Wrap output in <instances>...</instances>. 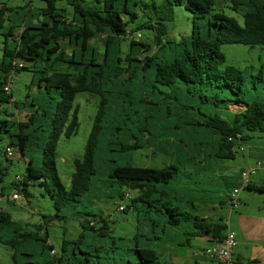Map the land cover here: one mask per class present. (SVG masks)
Instances as JSON below:
<instances>
[{
    "label": "trees",
    "instance_id": "1",
    "mask_svg": "<svg viewBox=\"0 0 264 264\" xmlns=\"http://www.w3.org/2000/svg\"><path fill=\"white\" fill-rule=\"evenodd\" d=\"M40 1L42 6L37 8L0 4V36L4 38L0 143L7 141L4 149L0 146V184L9 170L1 157L4 154L11 161L6 149L12 147L27 160L21 188L15 185L14 190L26 194V186L34 185L50 194L59 213L49 216L50 222L67 219L61 215L64 209L70 212L80 205L81 211L69 215L80 219L84 228L77 240H63L58 251L47 240V228L44 234L39 233L41 226L27 230L0 209V244L14 251V264H161L160 254L146 245L150 241L144 229L139 228V235L132 239L112 237L107 219L85 207L87 201L125 200L126 190L137 195L129 199L124 212L135 213L139 226H148L156 237L168 229L186 231L189 220L196 234L221 242L227 229L223 219L210 224L183 213L165 192L182 174L179 162L173 160L161 169L109 167L105 153L125 156L150 147L164 134L205 128L220 136L221 158L230 159L240 142L264 133V63L258 74H253V67L221 68L224 45L264 47V0H162L160 4L93 0L90 5L83 0ZM178 6L193 15V29L190 36L176 41L168 36V22ZM224 8L242 21L227 15ZM142 30L153 32L154 38L150 42L126 38ZM126 41L128 53L123 52ZM63 42L78 49L69 53ZM22 71L33 73L31 85L42 90L28 104L12 102L13 92L5 90L9 77ZM80 92L101 100L84 154L74 159L75 171L67 186L56 168L57 146L62 136L78 133L77 112L72 117V111ZM229 104L245 108L224 114ZM24 109L29 111L28 119L15 120L14 110ZM155 119L165 121L161 135L151 129ZM0 196H4L3 188Z\"/></svg>",
    "mask_w": 264,
    "mask_h": 264
},
{
    "label": "rangeland",
    "instance_id": "2",
    "mask_svg": "<svg viewBox=\"0 0 264 264\" xmlns=\"http://www.w3.org/2000/svg\"><path fill=\"white\" fill-rule=\"evenodd\" d=\"M92 1L93 0H83L84 5H90ZM155 1L157 4H160L162 0ZM0 4H6L10 7L23 6L26 4H28L29 7L32 6L35 8L42 6L40 0H0ZM0 7L2 6L0 5ZM224 12L229 16L237 18L240 22L242 21L241 16L233 12L230 8H224ZM172 17L173 18L168 22V25L170 26L168 34L169 38L178 41L181 38L188 37L192 34L193 15L187 11L185 7H174ZM18 33H20V31H18ZM135 34L136 35L133 39L136 41L140 40L150 42L151 39L154 38V33L149 30H142ZM138 34H140L141 37H139ZM3 40L4 38L0 36V59L2 57ZM94 43L96 42L94 41L91 44ZM62 45L69 53L77 48L76 46L69 45L67 42H63ZM128 50L129 41H126L123 44V52L128 53ZM221 50L225 56V63L221 66L222 69H225L226 67H233L243 71L246 68L253 67V74H258L262 64L264 63V47L261 46L249 47L241 44H231L222 46ZM139 57L144 56L141 55ZM33 75L34 74L31 72L22 71L14 77L12 92L15 102L20 103L21 101H25L28 104L32 98H39L41 96L42 90L31 85ZM150 84L153 83L151 82ZM156 86L164 90L163 86L159 84ZM165 92L169 91L165 89ZM27 96H30L31 98H26ZM100 100L101 99L98 95H94L89 92H80L75 97L72 117L77 112L79 130L76 135H73L70 138L62 136L59 139L56 154V168L59 177L67 186H69L71 177L75 171L74 159L82 158L84 154L85 147L98 112ZM14 117L15 120L26 121L29 117V111L26 109L14 110ZM164 124L165 121L163 120H152L151 129L154 133L156 131L160 134H163V131H166V124L165 126ZM255 139L264 142V133L255 134ZM163 141L165 144L167 141L172 143H180L179 141L175 140V137L172 135L164 136ZM6 144V140L0 143L1 148L4 149ZM120 155L121 154H118L117 152L105 153V158H107L106 163L109 165V167L124 164L134 167L161 169L165 167L167 161L170 158L168 155H152V150L146 145L142 149L134 151L130 154H125V156ZM1 162L3 165L8 166L9 170L6 178L0 184V190L3 188L4 192V196H0V209L11 214L13 219L24 225L27 230L37 231L38 227L41 226L39 233L44 234L45 228H47L49 233L47 240H49V243L53 244V247H55L58 251L63 240H77L83 231L84 225L80 222V219L77 217H72L69 214L72 211H81L83 207L76 205V208L71 209L70 212L67 211V209H64V213H61V215L67 216V219H55L54 221L50 222L51 220L48 217L55 216L59 213L54 207V200L52 196L46 193L44 189L38 186L28 185L26 186L27 193L23 194V192H20L21 198L19 200L12 198L14 188H21V182L26 172L27 160H24L20 153L16 151L15 157L11 159V161H7L3 154L1 157ZM225 163L228 165L239 166L241 164V155H237L234 161L227 160ZM105 178L106 177H102L104 180ZM205 179V182L202 180L200 181V188L205 189L204 187L207 186L209 194L214 196L216 189L214 185H210V182L216 179L215 176L212 174H207ZM220 181L222 183L223 180ZM15 185L16 187H14ZM195 187L196 186H194V188ZM124 193V197H126L125 200H121L117 197L114 200L107 198L100 202L95 201L94 203H89V201H87L85 207L88 211H92L96 217L102 214V217L107 219L112 230L110 233L112 237H128L132 239L135 234L139 235L138 233H140V221L138 220L135 213H125L121 207H125L127 204H129V199L131 196H135V192L126 190ZM227 209L228 211L226 209H219L217 211V214L224 218L225 224H228L229 216L227 214L230 213V208L228 207ZM98 210L100 212L95 213ZM217 214L215 212L214 215L216 216ZM160 235L161 234L157 236ZM190 251V255H192V252L195 250L192 248ZM13 254L14 251L10 247L0 244V264H14ZM51 255L54 257L56 253L52 252ZM166 260L168 261L167 257H162L160 260L161 264L165 263ZM172 263L175 264L174 262ZM186 264L194 263L191 260Z\"/></svg>",
    "mask_w": 264,
    "mask_h": 264
},
{
    "label": "crops",
    "instance_id": "3",
    "mask_svg": "<svg viewBox=\"0 0 264 264\" xmlns=\"http://www.w3.org/2000/svg\"><path fill=\"white\" fill-rule=\"evenodd\" d=\"M75 49L77 50L78 47ZM127 76L128 74L124 78ZM244 108L241 105L229 104L228 110H224L223 113L234 114ZM161 118L166 117L164 115ZM154 134L161 135L156 131ZM170 135L180 143L167 141L166 145L163 137ZM254 139L255 134L249 140L235 146L230 159L221 158L220 136L215 131L205 128H185L173 132V134H164L160 140L150 144V149L152 155L170 156L165 166L176 160L182 167V174L177 183L165 188V192L173 198L175 207L183 213L214 224L220 219L224 220L221 215L217 214V211L219 209L228 211L229 195L240 184L241 171L248 167H254L258 160L264 159V142ZM149 141H151L150 138ZM240 146L242 150H239ZM237 155H241L239 166L225 163L227 160L234 161ZM207 174H212L216 178L210 182V185H214L216 189L214 196L209 194L207 186L204 187L205 189L200 188V181L205 182ZM220 180H223L222 183ZM252 181V186L241 193L240 208L227 214L229 216L228 226L236 233L237 245L234 255L236 264H264V172L259 171ZM194 186L196 187L194 188ZM134 192L136 196L137 192ZM135 196H131L130 199ZM193 223L189 220L186 225L184 223L186 231L185 229H168L157 237L148 226H140V229H144V233L149 237H147V241L150 242L149 244L147 242L146 245H150L160 254V260L162 257L168 258V261L166 260L163 264H173L172 262L186 264L191 260L194 264H210L205 257L198 255V252L213 247L219 242L209 235L196 234ZM187 231L190 235L186 233ZM192 248L195 251L190 255Z\"/></svg>",
    "mask_w": 264,
    "mask_h": 264
},
{
    "label": "built area",
    "instance_id": "4",
    "mask_svg": "<svg viewBox=\"0 0 264 264\" xmlns=\"http://www.w3.org/2000/svg\"><path fill=\"white\" fill-rule=\"evenodd\" d=\"M138 36L141 37L140 34H138ZM126 38L132 39L134 36L128 33ZM15 65L19 67L22 66V64L19 63H15ZM15 76L16 74L13 73L7 81L5 86L7 93L12 92ZM13 101L14 99H12V102ZM239 150H242L241 146L239 147ZM15 152L16 150L12 147H8L6 149V155L9 159H13L15 157ZM259 171L264 172V159L258 160L254 167H248L241 171L240 184L231 191L229 196L228 207L230 208V212L237 210L241 206L240 194L252 186V178L256 176ZM12 198L19 200L21 198L20 192L18 190H14ZM121 208L122 210L124 209V207ZM236 245V233L232 231L227 224L225 238L217 245L199 251L198 255L205 257L210 264H236L234 258Z\"/></svg>",
    "mask_w": 264,
    "mask_h": 264
},
{
    "label": "water",
    "instance_id": "5",
    "mask_svg": "<svg viewBox=\"0 0 264 264\" xmlns=\"http://www.w3.org/2000/svg\"><path fill=\"white\" fill-rule=\"evenodd\" d=\"M71 182V181H70Z\"/></svg>",
    "mask_w": 264,
    "mask_h": 264
}]
</instances>
